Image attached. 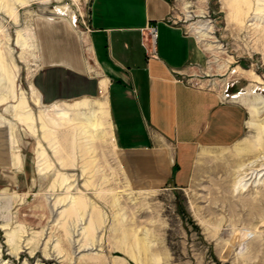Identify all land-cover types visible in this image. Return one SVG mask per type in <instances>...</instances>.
<instances>
[{
    "label": "rangeland",
    "instance_id": "1",
    "mask_svg": "<svg viewBox=\"0 0 264 264\" xmlns=\"http://www.w3.org/2000/svg\"><path fill=\"white\" fill-rule=\"evenodd\" d=\"M90 1L0 0V264H264V0H172L196 42L191 75L236 79L235 99L249 93L248 130L202 151L182 189L159 190L127 174L110 124L92 128L93 109L74 108L89 100L37 99L35 21L82 28ZM27 113L34 121L20 119ZM77 225L87 229L75 243Z\"/></svg>",
    "mask_w": 264,
    "mask_h": 264
},
{
    "label": "crops",
    "instance_id": "2",
    "mask_svg": "<svg viewBox=\"0 0 264 264\" xmlns=\"http://www.w3.org/2000/svg\"><path fill=\"white\" fill-rule=\"evenodd\" d=\"M34 34L42 101L102 99L119 159L146 190L182 189L202 151L246 136L248 107L223 96L228 78L207 85L191 75L196 42L172 0H91L84 27L42 17Z\"/></svg>",
    "mask_w": 264,
    "mask_h": 264
},
{
    "label": "bare ground",
    "instance_id": "3",
    "mask_svg": "<svg viewBox=\"0 0 264 264\" xmlns=\"http://www.w3.org/2000/svg\"><path fill=\"white\" fill-rule=\"evenodd\" d=\"M229 1V0H228ZM238 1V0H237ZM233 2V1H232ZM234 3V2H233ZM230 5V4H229ZM233 7V6H232ZM232 7H230V8H232ZM232 10V9H231ZM234 11V10H233ZM58 12L59 13H61L62 12V9L60 8V9H58ZM234 13H236L235 11H234ZM239 13V12H238ZM247 13V12H246ZM73 19H77L76 18V16L75 15H73V17H72V20ZM73 23V22H72ZM200 31V30H199ZM206 33V32H205ZM212 44V43H211ZM33 48H34V46H33ZM216 49V48H215ZM2 57H3V54H1L0 53V60H2ZM3 64V63H2ZM7 64V63H6ZM3 67V66H2ZM1 67V68H2ZM236 70H238L240 73H242V71H244L243 69H241V68H239V67H237L236 68ZM248 73H250V75H252V76H255V77H257L254 73H252L251 71L250 72H248ZM222 82H224V81H222ZM216 84V83H215ZM249 95V93H241V95H239L238 96V98L236 97V99L238 100H245V99H247V98H245V96H248ZM37 99H38V101L39 102H41L42 100H41V98L39 97V96H37ZM261 103V102H260ZM22 105H25V102H24V100L22 101ZM87 107H89V108H92L93 110V114H91V115H86L85 116V121H86V123L88 124V126H90V127H92V128H96V127H98V126H105V125H108L109 124V117H110V115H109V112H108V108H107V105H106V103H104V102H101L100 104H99V106L96 108V107H94V105H92V103H87V102H80L79 104H77L76 106H74V108L75 109H79V110H81V109H84V108H87ZM32 111V110H31ZM58 112H59V114L61 115V116H65L67 113H68V111H66L65 109H58ZM88 112V111H87ZM69 115V114H68ZM20 117V119L23 121V122H29V121H32L33 120V117H32V113H27V114H24V115H21V116H19ZM43 117V116H42ZM52 117V116H51ZM43 119V118H42ZM44 120V119H43ZM49 120V123L50 122H52L51 120L52 119H48ZM55 120H57V118H55ZM34 121V120H33ZM37 122V121H36ZM41 122H42V120H41ZM58 122V121H57ZM44 122H42V124H43ZM45 123H46V121H45ZM48 123V124H49ZM52 123H56V122H52ZM61 123V122H60ZM31 124V123H30ZM60 125V124H59ZM62 126H63V124H62ZM46 127V126H45ZM44 127V128H45ZM53 127V126H52ZM51 127V128H52ZM82 127H84V126H82ZM47 129V128H46ZM45 129V130H46ZM53 129H55L56 131H57V128H53ZM58 129H60V128H58ZM80 129V128H79ZM90 129V128H89ZM97 129V128H96ZM54 130V131H55ZM59 131H61V130H59ZM89 131V130H88ZM47 133H48V130L46 131ZM85 133V132H84ZM87 133V132H86ZM44 134V133H43ZM95 135V134H94ZM98 139H99V137H98ZM50 140V139H49ZM49 142V141H48ZM52 142V141H51ZM56 143V142H55ZM54 143V144H55ZM59 143H60V141H59ZM63 145V144H62ZM53 146V145H52ZM51 146V147H52ZM58 146V145H57ZM59 147V146H58ZM57 148V147H56ZM61 148H62V146H61ZM58 151V150H57ZM61 151V150H60ZM59 151V152H60ZM64 151V150H63ZM204 152L205 151H203V153H201V155H203L204 154ZM61 153V152H60ZM206 154H207V151H206ZM64 155V154H63ZM205 155V154H204ZM58 156H60V158L62 157L61 156V154L60 155H58ZM59 158V157H58ZM65 159V158H64ZM61 160L63 161V158H61ZM14 164H15V166H17V165H20V159H18V158H15V161H14ZM64 180H68L66 177H64ZM63 186V185H62ZM65 193H66V195H67V198H68V200H69V205L71 206H74V205H78V208H77V210H80L81 208H79V206L81 205V203H80V201H79V199H78V197H76L73 193H71V191H70V186H68V187H66V191H65ZM83 194V193H82ZM79 195V194H78ZM82 224V223H81ZM83 224H84V222H83ZM86 229H87V227H80V225H77V226H75V229H74V232H73V236L74 237H76V238H74V239H76V240H74L75 241V243H76V241L77 240H80V238L78 237V236H80V235H82V234H86ZM79 250H80V247H79ZM52 251V250H51ZM52 255H54V256H56V257H59V255L58 254H54V252L53 253H51Z\"/></svg>",
    "mask_w": 264,
    "mask_h": 264
},
{
    "label": "built area",
    "instance_id": "4",
    "mask_svg": "<svg viewBox=\"0 0 264 264\" xmlns=\"http://www.w3.org/2000/svg\"><path fill=\"white\" fill-rule=\"evenodd\" d=\"M177 21V20H176ZM76 22V21H75ZM149 32H150V35L153 37L155 34H156V32H157V28H156V25H150L149 26ZM231 73L232 74H236L237 73V70H236V68L235 67H233L232 69H231ZM236 79H230V80H227L226 81V83H224L223 84V88H222V93H223V96L225 97V98H229V99H235V94L237 93V92H233L232 90H231V87L234 85V83L236 82L235 81ZM197 82V81H196ZM198 84H201L200 83V81H198L197 82ZM207 85H212V84H210L209 83V81H207ZM240 91V90H239Z\"/></svg>",
    "mask_w": 264,
    "mask_h": 264
},
{
    "label": "trees",
    "instance_id": "5",
    "mask_svg": "<svg viewBox=\"0 0 264 264\" xmlns=\"http://www.w3.org/2000/svg\"><path fill=\"white\" fill-rule=\"evenodd\" d=\"M237 92V91H236Z\"/></svg>",
    "mask_w": 264,
    "mask_h": 264
}]
</instances>
